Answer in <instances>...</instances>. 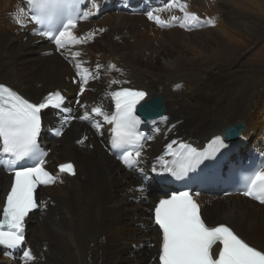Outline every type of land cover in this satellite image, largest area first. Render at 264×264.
Wrapping results in <instances>:
<instances>
[{"label":"bare ground","instance_id":"6f19581e","mask_svg":"<svg viewBox=\"0 0 264 264\" xmlns=\"http://www.w3.org/2000/svg\"><path fill=\"white\" fill-rule=\"evenodd\" d=\"M141 1L170 27L156 25L138 0H96L98 9L88 2L83 11L91 10L92 15L72 29L78 38L87 37V42L66 46L62 57L51 41L32 34L36 25L27 17L25 0H0V82L36 101L55 88L65 93L66 107L77 118L69 121L71 127L67 129V125L59 139L44 132L45 126L41 140L55 162L74 160L78 166L73 163L75 176L64 172L55 185L39 187L43 206L28 216L23 249L0 248V261L9 257L0 264H156L154 256L160 251L162 237L153 224L152 211L164 191L153 184L151 173L172 165L165 156L176 153L181 145L205 147L222 135L225 125L240 120L247 125L240 134L244 139L235 142L241 138L234 141L223 136L230 141L224 143L225 153L234 158L264 153V69L253 67L249 72L256 77L250 75L245 81L247 68L241 63L247 44L254 43L263 29L248 30L240 13L226 4L216 5L214 0H176L187 5L184 10L168 7L171 0ZM19 10L23 16H14ZM184 11L195 13L200 21L181 27ZM173 16L179 19L172 21ZM209 20L218 32L211 30ZM193 28L200 30L194 33ZM77 51L81 56L75 58L72 53ZM98 63L103 67L96 71ZM85 70L96 78L88 79L81 94L80 72ZM113 80L120 83H110ZM128 85L147 89L146 100L163 95L167 106L165 114L147 123L146 145L132 171L106 148L110 124L101 115L89 114L93 103L113 114L111 93ZM251 103L254 109L249 108ZM86 111L91 123L79 119ZM53 113L57 111L47 109L48 123L57 120ZM95 123L102 125L99 131ZM87 134V141L77 142ZM157 159L162 160L160 167ZM9 183L10 176L0 168V214ZM196 196L203 202V214L210 224L226 222L264 250V204L212 189ZM25 251L31 252L32 259L24 256Z\"/></svg>","mask_w":264,"mask_h":264},{"label":"snow or ice","instance_id":"6c2138e0","mask_svg":"<svg viewBox=\"0 0 264 264\" xmlns=\"http://www.w3.org/2000/svg\"><path fill=\"white\" fill-rule=\"evenodd\" d=\"M89 2L92 9L99 8L96 0ZM81 3L82 0H27L26 6L32 13L30 19L46 29L38 34L54 41L59 49H64L70 44L87 42V37L78 38L72 32L78 20L88 19L92 15L91 10L87 12L81 10ZM167 6H177L182 10L187 7L186 4H177L176 0H171ZM23 14V11L19 10L14 16L22 17ZM147 15L149 19L169 26L152 11H148ZM64 18L67 20L66 23L63 22ZM171 19L177 21L179 18L173 16ZM57 20H60V23H54ZM199 21L198 15L184 11L181 27H190ZM207 22L214 23L211 20ZM91 35L94 36L95 33ZM72 56L78 58L81 53L77 51L72 53ZM76 66L79 71L80 63ZM101 67L103 66L98 63L97 71ZM109 67L116 68L114 64H110ZM80 77L82 94L85 91L83 85H87L89 78L95 79L96 76L86 74L85 70L80 72ZM110 83L120 82L113 80ZM147 95L143 90L122 88L111 93L115 99L113 114H106L100 106L91 108L92 113L103 116L107 124L114 125L111 128V144L114 149L123 153L122 160L126 165H135L141 156L140 150H136L133 154L128 148L137 145L141 140L138 132L141 118L136 114L137 105L140 104L141 109L146 111L150 102L141 104V101H145ZM64 99V96L56 91L49 93L42 102L32 103L10 87L0 85V167L10 170L14 176L0 218V246L13 249L23 244L25 217L41 206L35 197L37 187L55 183V176L44 167V157L47 153L40 149L37 138L41 132L42 110L49 107L60 109ZM75 118L77 117L69 112L67 118L59 125L56 135H62L64 126ZM79 119L92 118L86 111ZM93 126L98 131L102 127L100 123H95ZM77 142L83 144L84 140ZM223 146L224 139L221 136H216L210 145L212 151ZM181 148L184 151L173 154L175 171L173 172L171 167L167 169L177 176L187 174L207 159L205 153L198 152L189 145H181ZM29 161L30 166L27 163ZM59 172L75 175V168L71 163L63 164L59 166ZM245 187L244 195L264 204V166L246 177ZM154 219L162 230L159 255L161 264H264V250L251 246L226 224L213 226L207 224L200 214V205L188 191L174 192L166 199H160L154 209ZM217 244L221 247L214 257L212 249ZM24 256L32 259L30 251H25Z\"/></svg>","mask_w":264,"mask_h":264},{"label":"rangeland","instance_id":"374dc122","mask_svg":"<svg viewBox=\"0 0 264 264\" xmlns=\"http://www.w3.org/2000/svg\"><path fill=\"white\" fill-rule=\"evenodd\" d=\"M17 1H21V0H17ZM24 1V0H23ZM133 1V0H132ZM140 3H138L139 6H141L143 9L146 8L145 6H143V3L141 0H138ZM214 3L216 5H221V4H226L229 6V8L232 10V11H237L236 13H240L242 18L244 19V26H246V28L250 31L252 30H255L257 29L258 27H261L263 29V32L260 33V36L257 40H255L254 43H250L247 44V47H246V51H245V54L242 56V59H241V63L243 64V66L245 68H247V72L245 73V76H244V80L245 81H249L250 79V75H255L256 77V74H252L251 72H249V70H251L253 67H257L259 66L260 68L264 69V0H214ZM145 5H148V3H144ZM149 7V6H148ZM150 8V7H149ZM113 9V8H112ZM146 12V11H145ZM3 14H5L7 16H12V14L10 15L9 12H3ZM105 14V13H104ZM95 17L97 19H99L96 14H95ZM102 20H103V17H102ZM209 24V23H207ZM170 27V26H169ZM180 27V26H179ZM207 27V26H206ZM210 28H212L211 30L212 31H216L218 32V28L216 27L215 24H212L209 25ZM184 29V28H183ZM195 29V30H194ZM198 29V30H197ZM185 30V29H184ZM192 32L195 33V31H199L200 29L199 28H193L191 29ZM209 31V30H207ZM209 34H211L209 32ZM95 36V35H94ZM93 35L90 34V37L91 38H94ZM197 37H200L202 38L205 37L204 34H196ZM210 36V35H209ZM83 37V36H82ZM97 37V36H96ZM207 37V36H206ZM247 37V36H246ZM211 38V37H210ZM184 40H181V42H183ZM179 43V42H178ZM210 43V42H209ZM180 45H183V43H179ZM207 53L203 54V55H206ZM203 55H200V56H203ZM196 57V56H194ZM97 71V70H96ZM70 79V77H68ZM67 78V79H68ZM68 79V80H69ZM256 79V78H255ZM259 78L257 77V80ZM68 82H71L70 80ZM127 83V82H125ZM131 84V83H130ZM186 87V86H185ZM77 92H74L72 93L71 95L73 96V100L75 99V94ZM259 101H262L261 98L258 99ZM254 105L251 103L249 105V108L250 109H254ZM48 118V117H47ZM238 122V121H236ZM91 123V122H90ZM235 122H232V123H229L227 125H225L226 127L229 126L230 124H233ZM247 127V125H246ZM246 127H245V131H246ZM242 145V143H241ZM172 147V146H171ZM245 148H243L244 150ZM246 150V149H245ZM242 153V152H241ZM263 153V152H262ZM261 154V153H260ZM245 155V154H244ZM156 162H158V166L160 167L161 166V162L162 160L161 159H157ZM165 162V160H164ZM90 181V180H89ZM151 187L149 186L147 188V191L150 190L151 191ZM4 259V260H3ZM9 260V257H3L1 258V263L2 262H8ZM3 263V264H4Z\"/></svg>","mask_w":264,"mask_h":264},{"label":"water","instance_id":"95a60500","mask_svg":"<svg viewBox=\"0 0 264 264\" xmlns=\"http://www.w3.org/2000/svg\"><path fill=\"white\" fill-rule=\"evenodd\" d=\"M147 102H150L149 107L145 111L144 109H141L140 104L138 106V113L142 114L145 120L153 119L152 117H157L165 114L167 112V106H166V98L161 95H155L146 100ZM145 101V102H146ZM145 102L141 103L144 104ZM246 123L242 120L235 122L233 124H230L227 128L224 129L222 132V138L223 136L231 139V140H239L241 138L240 134L243 133L245 129ZM225 142H230L226 141Z\"/></svg>","mask_w":264,"mask_h":264}]
</instances>
